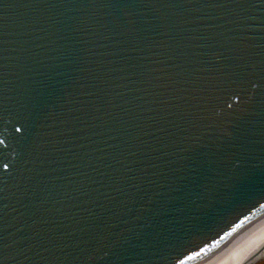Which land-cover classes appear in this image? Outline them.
Masks as SVG:
<instances>
[{
	"label": "water",
	"instance_id": "obj_1",
	"mask_svg": "<svg viewBox=\"0 0 264 264\" xmlns=\"http://www.w3.org/2000/svg\"><path fill=\"white\" fill-rule=\"evenodd\" d=\"M263 220L264 0H0V264H209Z\"/></svg>",
	"mask_w": 264,
	"mask_h": 264
},
{
	"label": "bare ground",
	"instance_id": "obj_2",
	"mask_svg": "<svg viewBox=\"0 0 264 264\" xmlns=\"http://www.w3.org/2000/svg\"><path fill=\"white\" fill-rule=\"evenodd\" d=\"M264 246V220L237 238L209 264H244Z\"/></svg>",
	"mask_w": 264,
	"mask_h": 264
},
{
	"label": "rangeland",
	"instance_id": "obj_3",
	"mask_svg": "<svg viewBox=\"0 0 264 264\" xmlns=\"http://www.w3.org/2000/svg\"><path fill=\"white\" fill-rule=\"evenodd\" d=\"M248 264H264V257L256 258L251 262H249Z\"/></svg>",
	"mask_w": 264,
	"mask_h": 264
},
{
	"label": "crops",
	"instance_id": "obj_4",
	"mask_svg": "<svg viewBox=\"0 0 264 264\" xmlns=\"http://www.w3.org/2000/svg\"><path fill=\"white\" fill-rule=\"evenodd\" d=\"M261 257H264V255H263V256H261Z\"/></svg>",
	"mask_w": 264,
	"mask_h": 264
}]
</instances>
